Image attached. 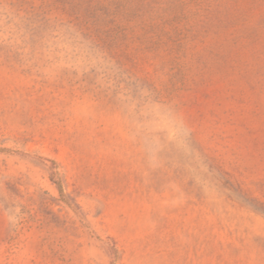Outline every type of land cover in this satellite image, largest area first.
I'll list each match as a JSON object with an SVG mask.
<instances>
[{
  "label": "rangeland",
  "instance_id": "374dc122",
  "mask_svg": "<svg viewBox=\"0 0 264 264\" xmlns=\"http://www.w3.org/2000/svg\"><path fill=\"white\" fill-rule=\"evenodd\" d=\"M0 264H264V0H0Z\"/></svg>",
  "mask_w": 264,
  "mask_h": 264
}]
</instances>
